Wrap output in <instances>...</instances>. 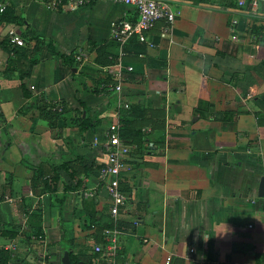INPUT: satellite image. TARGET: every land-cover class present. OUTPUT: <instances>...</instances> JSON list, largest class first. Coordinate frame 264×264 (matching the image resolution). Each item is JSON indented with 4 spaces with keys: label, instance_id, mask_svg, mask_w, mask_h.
Masks as SVG:
<instances>
[{
    "label": "crops",
    "instance_id": "obj_1",
    "mask_svg": "<svg viewBox=\"0 0 264 264\" xmlns=\"http://www.w3.org/2000/svg\"><path fill=\"white\" fill-rule=\"evenodd\" d=\"M5 1L24 23L0 24V36L25 34L22 64L38 58L27 74L6 78L0 49L6 264L45 255L56 262L65 243L104 263L94 247L106 246L103 231L113 227L119 261L264 264V0H166L178 11L171 25L156 21L146 32L152 46L133 37L122 54L111 30L131 17L129 5L96 0L68 11L48 0ZM35 37L43 39L38 48ZM73 49L86 59L69 61ZM111 59L124 67L121 90L95 92L107 74L118 83L114 63L101 64ZM120 115L129 146L120 186L129 202L114 217L98 171L106 128ZM52 175L55 190L33 194L32 181ZM88 189L95 195L84 197ZM33 212L41 235L28 238L22 216Z\"/></svg>",
    "mask_w": 264,
    "mask_h": 264
},
{
    "label": "built area",
    "instance_id": "obj_2",
    "mask_svg": "<svg viewBox=\"0 0 264 264\" xmlns=\"http://www.w3.org/2000/svg\"><path fill=\"white\" fill-rule=\"evenodd\" d=\"M96 0H48L47 6L52 9H62L73 11L79 7L89 5ZM117 3H123L132 7L133 12L130 16L122 17L114 22L111 30L112 39L120 47V54L123 53V46L129 39L136 37L139 41L152 46V42L147 39L146 32L148 29L158 20H162L166 25H171L175 20L178 11L173 9L166 0H110ZM240 4L244 3V0L239 1ZM253 4L256 0L252 1ZM7 2L0 0V12L5 10ZM9 41L17 46L23 45V40L20 34L15 29H10L7 32ZM86 59L84 51H79L74 55V60L79 62ZM3 63L0 59V65ZM123 65L121 60L115 62L109 72L118 80V83L114 86L115 91L121 90V77L123 73ZM126 70H132L131 66H126ZM120 106L124 108L129 107V103H122ZM62 108L61 103L58 104V110ZM120 122L118 119L112 121L106 128L105 139L102 142V148L105 153V161L98 171V178L105 187L109 199V210L111 215L116 217L119 214V210L126 208L129 202L128 195L122 190L120 186L121 173L125 166L124 158L129 153V146L120 138ZM84 197H92L95 195L93 189L83 191ZM27 222V216H22V223ZM106 236L107 244L105 247L95 245L94 251L96 253H103L106 258H103L105 264H136L133 259H127L119 261L117 259V243L115 227L107 228L103 231ZM193 252V248L189 249ZM31 264H46L43 259H39Z\"/></svg>",
    "mask_w": 264,
    "mask_h": 264
},
{
    "label": "trees",
    "instance_id": "obj_3",
    "mask_svg": "<svg viewBox=\"0 0 264 264\" xmlns=\"http://www.w3.org/2000/svg\"><path fill=\"white\" fill-rule=\"evenodd\" d=\"M2 23H14V24H23L24 23V19L21 16H18L15 14L14 9L7 5L5 10H3L2 12H0V24ZM22 40H23V45L21 46H17L12 44L8 37H1L0 36V49H2L5 53H6V62L4 64V70H3V76L6 78H10L13 74L14 71L17 69L18 72H20V74H27L29 71V68L38 60V58H31L28 60V64H26L24 66V63L22 64V61L20 60V58H26L29 53L30 50L28 48L27 45H25L24 40L26 42H28V39L25 38V34L20 35ZM133 38V37H132ZM35 45L34 48H38L42 43H43V39H40L38 37H35ZM48 46H50L48 44ZM52 52H54L55 54H57L56 51H54L53 49H51ZM79 51V49H73L70 53V57L68 58L69 61L73 62L74 60V55ZM101 52V51H100ZM114 63V60H107L103 63H101L102 65H111ZM24 70V72L22 70ZM112 77H110L108 74L105 76L104 80L100 81V84L98 85L99 90H94L95 92H108L111 89L114 88V82H112ZM113 86V88H112ZM62 108L60 111H58V114L62 113L64 111V105L61 102ZM58 108V107H57ZM124 109L123 111H132L133 108L129 105L128 108H122ZM56 114V113H55ZM119 122L121 124L120 126V138L122 139V141L124 143V123H123V115L119 116ZM79 129L82 131L84 129H86L87 126L82 125L81 123H79ZM57 175H52L50 179L45 178L44 182L41 184H37L35 181H32V192L35 195H39L45 191H49L52 192L55 190V183L57 180ZM40 221H41V214L40 212H33L31 214H28L27 216V222L26 225L24 227V234H26L25 236H27L28 238H30L31 235H35L37 236L38 234L41 235L40 233ZM135 222L137 223V220H135ZM110 226V225H109ZM64 249H69V254H70V259L72 262H77L78 260H83L85 261L87 264H93L94 263V259H92V256H85V255H81V254H75L72 249L71 246H69L68 243L64 244ZM1 252V251H0ZM98 257L101 258V253H96ZM0 262L6 264L7 260L10 259V255L9 253H2L0 255ZM40 259H43L46 264H59V261H52L48 255L45 256H40ZM96 263V262H95ZM101 264H105V263H101Z\"/></svg>",
    "mask_w": 264,
    "mask_h": 264
},
{
    "label": "water",
    "instance_id": "obj_4",
    "mask_svg": "<svg viewBox=\"0 0 264 264\" xmlns=\"http://www.w3.org/2000/svg\"><path fill=\"white\" fill-rule=\"evenodd\" d=\"M258 195L264 196V177L260 179L259 187H258ZM59 264H87V263L83 260L72 262L70 259L69 249H63L60 255Z\"/></svg>",
    "mask_w": 264,
    "mask_h": 264
},
{
    "label": "rangeland",
    "instance_id": "obj_5",
    "mask_svg": "<svg viewBox=\"0 0 264 264\" xmlns=\"http://www.w3.org/2000/svg\"><path fill=\"white\" fill-rule=\"evenodd\" d=\"M92 249H93V247H91ZM59 259H60V256H58V261H59Z\"/></svg>",
    "mask_w": 264,
    "mask_h": 264
}]
</instances>
